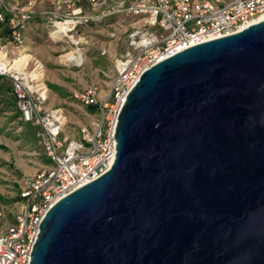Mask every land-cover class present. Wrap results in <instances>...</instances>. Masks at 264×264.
<instances>
[{"label": "water", "instance_id": "95a60500", "mask_svg": "<svg viewBox=\"0 0 264 264\" xmlns=\"http://www.w3.org/2000/svg\"><path fill=\"white\" fill-rule=\"evenodd\" d=\"M115 138L108 170L45 214L31 264H264V19L145 70Z\"/></svg>", "mask_w": 264, "mask_h": 264}, {"label": "built area", "instance_id": "2783aa9c", "mask_svg": "<svg viewBox=\"0 0 264 264\" xmlns=\"http://www.w3.org/2000/svg\"><path fill=\"white\" fill-rule=\"evenodd\" d=\"M88 1L95 9L96 4L108 0ZM50 2L55 11L50 17L52 35L57 21L73 23L74 29L68 32L73 35L92 18L85 13L82 0ZM35 5V0H0V22H6L11 30L5 43H0V75L11 79L21 116L37 127L39 142L52 164L25 182L17 212L0 205V264H31L33 247L47 211L112 165L117 151L115 130L121 107L145 70L193 44L242 30L264 14V0L118 1L117 10L144 22L129 35L134 51L117 60V74L109 94L102 97L101 88L95 83L72 91L76 100L95 106L100 113L93 131L84 126L81 138L76 139L63 135L66 117L62 108L45 107L47 92L43 91L48 87L42 78L43 64L40 67V61L32 59L25 65L13 67V59L6 61V56L13 58L17 50L18 57L21 56L20 51L26 44V27ZM143 26L160 27L162 32L158 34Z\"/></svg>", "mask_w": 264, "mask_h": 264}, {"label": "rangeland", "instance_id": "374dc122", "mask_svg": "<svg viewBox=\"0 0 264 264\" xmlns=\"http://www.w3.org/2000/svg\"><path fill=\"white\" fill-rule=\"evenodd\" d=\"M35 1L26 27L25 48L20 53H30L33 61L39 60L43 64L42 78L48 87L45 107L62 108L66 117L63 135L80 139L81 128L86 126L93 131L100 113L92 110L91 105L76 100L72 91L95 83L103 94H109L111 82L117 74V60L134 51L129 35L142 26L144 20L117 10L120 0L98 3L95 9L82 0L85 13L92 18L84 21L73 34L79 42L76 44L67 36L52 35L50 17L55 11L50 0ZM142 28L158 34L162 32L160 27ZM0 43H5L4 39ZM75 48L82 53L81 63L76 58L65 57ZM18 55L17 50L12 57ZM14 98L13 91L0 94V205L17 212L21 200L14 198L20 195L25 182L52 162L39 142L37 127L23 120Z\"/></svg>", "mask_w": 264, "mask_h": 264}, {"label": "bare ground", "instance_id": "6f19581e", "mask_svg": "<svg viewBox=\"0 0 264 264\" xmlns=\"http://www.w3.org/2000/svg\"><path fill=\"white\" fill-rule=\"evenodd\" d=\"M262 19H264V14L260 15L259 17H257L253 21L262 20ZM56 26L57 27H56V29L54 31L55 33L53 35L58 36V35H56L57 33L64 34L72 42L76 43L78 41L73 35H71V34L68 33L69 31H72L74 29L73 23H71L69 21H57ZM65 57L67 59L76 58L77 61H79V63H81L82 60H83L82 53L79 52V49L78 48H75L74 51L67 53L65 55ZM32 58H33V56L30 53L29 54L27 53V54L21 55L20 57H17V58H10V56H6V61H11L13 59L14 61L12 63V66L13 67H17V66L25 65ZM39 64H40V67H42V63L40 62ZM32 74L36 76V75H38V72H33ZM46 92H47V89L45 88L44 91H43V93L46 94Z\"/></svg>", "mask_w": 264, "mask_h": 264}, {"label": "trees", "instance_id": "16d2710c", "mask_svg": "<svg viewBox=\"0 0 264 264\" xmlns=\"http://www.w3.org/2000/svg\"><path fill=\"white\" fill-rule=\"evenodd\" d=\"M86 3H89L88 0H86ZM8 17V16H7ZM10 27L6 22H0V39L7 40L10 37ZM13 91L12 81L9 77L0 75V94L4 93H10ZM15 97V95H14ZM14 103L17 106L16 97L14 98ZM18 108V107H17ZM91 109L95 110L96 107L91 105ZM16 201L21 200L22 196H16L14 198Z\"/></svg>", "mask_w": 264, "mask_h": 264}, {"label": "crops", "instance_id": "0c3cea01", "mask_svg": "<svg viewBox=\"0 0 264 264\" xmlns=\"http://www.w3.org/2000/svg\"><path fill=\"white\" fill-rule=\"evenodd\" d=\"M102 97L106 96V94H103L102 92L100 93Z\"/></svg>", "mask_w": 264, "mask_h": 264}]
</instances>
